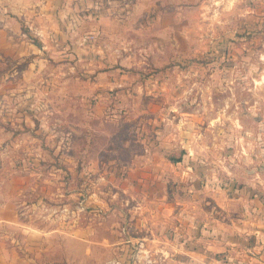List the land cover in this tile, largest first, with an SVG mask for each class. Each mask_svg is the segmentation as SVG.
I'll return each mask as SVG.
<instances>
[{
  "label": "rangeland",
  "instance_id": "rangeland-1",
  "mask_svg": "<svg viewBox=\"0 0 264 264\" xmlns=\"http://www.w3.org/2000/svg\"><path fill=\"white\" fill-rule=\"evenodd\" d=\"M43 3L20 20L34 52H0V203L17 214L0 264H149L138 181L124 191L108 161L175 157L210 200L264 204V0ZM174 178L157 195L185 194Z\"/></svg>",
  "mask_w": 264,
  "mask_h": 264
},
{
  "label": "crops",
  "instance_id": "crops-1",
  "mask_svg": "<svg viewBox=\"0 0 264 264\" xmlns=\"http://www.w3.org/2000/svg\"><path fill=\"white\" fill-rule=\"evenodd\" d=\"M43 2L0 0L2 11L9 10L8 15L0 13V52H34L21 31L20 20L24 17L29 23L37 24L44 8ZM28 4L35 6L31 13H28ZM144 151L151 150L145 147ZM141 158L108 161L103 165L112 170H128L127 178L131 185L122 187L126 192H131L133 182L138 181L136 187L142 194L133 205V210L139 213L138 232L141 237L137 242L147 252L145 258L149 264L161 258L164 264H264L262 197L249 198L236 193L219 195L217 193L221 190H216L210 200L205 195L208 192L203 190L204 181L193 178L191 166L182 164L180 160L176 163L168 160V163L167 159L161 161L148 155ZM173 178L184 182L182 189L185 194L178 195L174 184L169 193L157 195L155 184ZM162 216L165 224L156 226L155 217ZM16 218L11 200L2 201L0 225H11ZM175 220L178 222L172 224ZM156 253H161L162 257L156 258Z\"/></svg>",
  "mask_w": 264,
  "mask_h": 264
},
{
  "label": "trees",
  "instance_id": "trees-1",
  "mask_svg": "<svg viewBox=\"0 0 264 264\" xmlns=\"http://www.w3.org/2000/svg\"><path fill=\"white\" fill-rule=\"evenodd\" d=\"M170 160L173 161V162L179 161L175 157H171Z\"/></svg>",
  "mask_w": 264,
  "mask_h": 264
}]
</instances>
